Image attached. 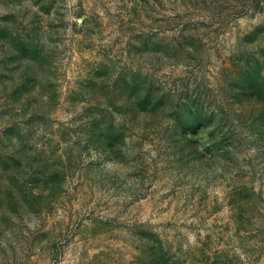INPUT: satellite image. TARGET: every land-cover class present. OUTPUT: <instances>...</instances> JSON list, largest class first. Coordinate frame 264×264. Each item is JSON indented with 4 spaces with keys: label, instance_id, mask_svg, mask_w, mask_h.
<instances>
[{
    "label": "rangeland",
    "instance_id": "obj_1",
    "mask_svg": "<svg viewBox=\"0 0 264 264\" xmlns=\"http://www.w3.org/2000/svg\"><path fill=\"white\" fill-rule=\"evenodd\" d=\"M0 264H264V0H0Z\"/></svg>",
    "mask_w": 264,
    "mask_h": 264
}]
</instances>
